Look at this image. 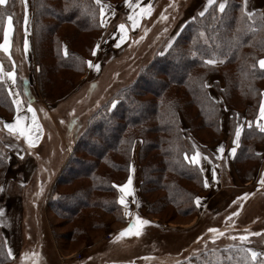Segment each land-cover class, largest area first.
<instances>
[{
  "label": "trees",
  "instance_id": "obj_1",
  "mask_svg": "<svg viewBox=\"0 0 264 264\" xmlns=\"http://www.w3.org/2000/svg\"><path fill=\"white\" fill-rule=\"evenodd\" d=\"M200 1L199 9L205 0ZM242 3L226 0L221 12L215 1L203 12H196L176 30L167 49L157 51L136 78L114 94L115 103L109 100L92 113L52 187V191L67 187L71 193L46 202L55 216L67 214L72 221L86 223L70 232L63 250L79 241H91L88 231L105 227L98 222L97 210L123 222L114 185L127 178L132 146L138 139L142 173L139 189L147 214L173 219L193 218L200 213L195 199L206 188L202 171L190 162V156L197 148L210 154L206 148L219 138L224 106L235 110L250 101L255 104L264 90V69L258 67V61L264 58V8L249 17ZM30 4L32 48L27 67L37 90L34 96L58 104L80 85L88 69L103 31L100 7L95 0H30ZM19 6V0H6L0 5V44L9 16L13 37L21 27L23 12ZM209 60L216 62L209 64ZM0 65L5 72L15 73L21 89L12 54L0 49ZM13 115L14 106L0 79V123ZM233 126L234 113L229 119L230 129ZM7 137L8 133L0 135V183L12 165ZM261 137L255 129H246L233 157L235 174L242 184L254 180L258 156L253 145ZM94 193L100 195L92 201ZM88 209L89 214L82 213ZM254 221L245 228L207 231L208 242L200 239L204 235L192 241L189 248L194 245L196 249L174 264H264V219ZM226 231L230 234L222 243L220 238ZM249 249L258 253L255 259ZM11 262L7 232L0 227V264Z\"/></svg>",
  "mask_w": 264,
  "mask_h": 264
},
{
  "label": "rangeland",
  "instance_id": "obj_2",
  "mask_svg": "<svg viewBox=\"0 0 264 264\" xmlns=\"http://www.w3.org/2000/svg\"><path fill=\"white\" fill-rule=\"evenodd\" d=\"M192 1L193 0H169L168 4L164 7V10L161 8L159 12L150 13L154 15L151 17L148 16V18H150L146 19L148 24H146V28H141L140 30L138 29V37L134 40L135 42L132 43L134 45L129 48L130 51L128 54L126 53L127 55L122 57L118 62L119 68L109 67L108 69L104 70L102 75L95 79L94 82L83 85V87L79 89V94L76 95L78 99L76 101L74 100L75 102H73L72 105H69L73 113L74 126L72 128H74L73 134L75 136L79 135L83 131L87 120L97 108L107 103L109 100H112L113 103L116 102L114 100V94L120 88L128 85L132 80H134L139 69L143 65L147 64L157 51L163 53L165 49H167L169 43L174 39L173 32H176V30L173 31V27L175 26L173 19H176L181 9L189 6L190 2ZM19 3V10L22 11L21 0H19ZM195 4V6H197L202 3L200 0H196ZM10 23L12 25L11 21ZM154 23V28L149 26ZM19 32L20 29L18 28L14 35L13 41H16L20 38ZM11 35L12 33L10 34V37ZM122 40V44H124L126 41L125 36H122ZM12 62L14 65L16 64L18 66L21 89L18 88L17 84L15 86L20 96H22L24 100L27 98V101H29L33 106L32 110H35L38 115L42 114L40 108L33 101V94L37 93V90L35 86L33 87L29 77L28 67L24 62H21V60H17L14 54L12 55ZM37 100L38 99H35V101ZM44 103L46 104L50 114L53 113L52 108L55 106V104H48L46 102ZM49 135L50 138H48V140L52 141V147L56 149V142H53L54 139H56V136L53 133H49ZM75 140L76 138L73 139L72 137L65 140V150L67 154L66 160L71 154V146L74 144ZM218 140L219 138L215 142ZM196 142L197 145H200L198 141ZM215 142L209 145H212ZM140 144L141 142L139 139L135 140L133 143L127 178L121 184L114 185L117 194V202L120 205V216L123 218V222H116L112 214L103 213L98 210L95 211V215L100 216L98 217V222L103 223L105 227L102 228V230L88 231L89 236H91V241L86 243L79 241L75 245L70 244L69 247L63 250L62 245L65 244L64 241L66 240L67 236L71 234L70 232L74 231V229H76L78 226H85L86 223H80L78 219L72 221L71 217H69L67 214L64 215L61 213L59 216H55L51 210L46 208V202L49 200V198L53 199L60 194L71 193L67 187L58 188L57 191H52L56 177L54 182L47 189H43L42 191L38 190L36 193V196H40V198L42 197V202L40 199L41 204L38 203V205L32 206L31 204H37V199L29 198L31 204L28 203V200H26L23 206L17 204H11L9 208L7 205L4 206L5 211H9L5 213V216L8 217V219L5 221H7L6 223L11 224L10 227L14 228L15 225L13 223L14 219H12L13 216L17 215L18 213L20 214L21 211V215H23L22 222L24 225V230H22L21 235H17L15 233L12 236L11 234L13 230L10 232L13 243L14 241L16 242L18 238L21 240V258L19 259L18 257L16 260L11 258L12 262L10 264H20V262L24 264L26 260H30V255L37 252L34 249L36 248V244H39V242H43V247L46 250L45 252L50 253L48 247H52L51 242H54L53 236L58 238L59 244H55L59 253L63 254L64 256L72 255L74 252L78 253L79 250H86L89 245L97 243V246H95L91 252H87L86 250V254L80 261H78L79 263L77 264H111L114 262H117V264H174L188 258L192 250L196 249V246L194 245L191 247L192 250L189 248L192 241H196L202 235H204L200 239L203 240V243L208 242L209 238H205V236H208L206 235L208 229H229L230 226L245 228L248 224L255 222L254 220H259L260 218L264 219V189L258 190L253 186L247 187L245 189L224 188L221 191H217L202 213L200 212L193 218L175 217L170 219V217L164 215L151 216L147 214L146 203L139 189L142 179L141 167L139 165L138 159ZM197 151L205 154L199 148H197ZM193 155L190 156L191 159ZM208 155L206 156L211 161H214V163L217 162V160L212 157V155H210L211 157ZM133 157H137L136 166L138 168L134 171L132 169ZM197 166L200 168L199 165ZM138 172L140 175V182L138 183L139 185H135L133 183L134 176L136 173L138 174ZM225 178H227V176ZM236 178L238 180L237 176ZM203 180L204 186L211 185L210 181H205L204 176ZM224 181L225 182H223V184H226L229 182V179L228 181L227 179ZM74 184H76V182H72V185ZM124 185H127V188L122 187ZM213 185L214 184L211 185L210 189H206H208L210 192H214L216 189L212 188ZM11 187L13 189L10 188V190H7L8 193H17V185L14 184L11 185ZM205 191L200 192L199 194H204ZM26 192L30 193L32 190L28 189ZM245 194H247L246 197ZM99 195V193H94L91 200H96ZM119 196H122L123 200L126 201V204H123L125 208H130V210L124 211V207H122L119 202ZM236 197L239 198L237 202L233 203V201H236ZM89 210L91 211V209H88L82 213L89 214ZM233 212H236L237 214L233 216ZM33 215L37 217L36 221L31 219ZM140 220H147L149 223L140 224ZM128 221L131 223V231L121 236L120 232L123 228H125L124 226L127 225ZM27 228L29 230H27ZM137 230L140 232L139 235L135 234ZM238 231L240 232V230ZM110 232H115L114 238L110 241H105L103 239L104 236ZM227 234L229 235L230 231H226L223 235H221L222 238H220V241L222 243L226 241L224 236H228ZM8 235L9 234L7 233V236ZM47 236L53 239L50 241V243ZM46 240L48 241L47 243ZM47 245L49 246L46 247ZM43 258L48 260L45 253L43 254ZM49 259L52 264H56L57 261L53 258V256H50Z\"/></svg>",
  "mask_w": 264,
  "mask_h": 264
},
{
  "label": "crops",
  "instance_id": "obj_3",
  "mask_svg": "<svg viewBox=\"0 0 264 264\" xmlns=\"http://www.w3.org/2000/svg\"><path fill=\"white\" fill-rule=\"evenodd\" d=\"M95 1L97 2V0ZM195 1L196 0H193L192 2H190L189 6L183 9V14L180 18L181 20L173 27V31L181 27L182 24L185 23L187 19L193 17L196 12H203V10L211 5L208 4V0H205L203 6L199 9L198 7L200 6V4L195 6ZM215 1H218V3L221 2V0H214V2ZM225 1L226 0H224V2ZM168 2L169 0H139V2H137V0H129L128 3H125V0H100L98 5L100 7V24L103 28V31L96 44L95 55L93 54L92 59L89 61L91 63V66L89 63L85 75L81 78L80 86L74 88L71 94L66 99L62 100L58 104H55V106L52 108L53 113L51 114L46 104L42 100L38 99L37 101H35V99L37 98H35L34 92L33 101L40 108L42 114L38 115L35 110L29 111L28 105L30 102L27 101V98L24 100V98L20 96L18 90L16 89L15 73L13 71H10L14 74L13 78L10 79L7 76L8 72H5L0 65V77H2V80L6 84L7 92L14 106L13 117L0 123L1 136L4 133H8L10 135V137H8L6 140V146L12 151L13 157L11 168L0 183V227L9 234L7 236L8 253L9 251L11 252L10 257L13 260H16V258L18 257L19 259L21 258L22 248L20 244L21 240H19V238L18 240H16V242L14 241L13 243L10 232L13 230L14 233L12 232V236L15 233L17 235H21L22 230H24V225L22 222L23 215H21V211L20 214L18 213L17 215L13 216L12 219H14L13 223L15 225L14 228L10 227L11 224L6 223L7 221H5L6 219H8V217L5 216V213L9 211H5L4 206L7 205L8 208L11 206V204L23 206L26 200H28V203L31 204L29 198L37 199V204H31L32 206L38 205V203L41 204L42 197L40 198V196H36V193L38 192V190L42 191L43 189H47L54 182L55 177L59 173L67 157L65 150V140L70 137L74 139L78 136H75L73 134V113L69 105H72V103L78 99L76 95L79 94V89H81L83 85L94 82V80L100 77L104 70L108 69L109 67L119 68L118 62L122 57H125V55L128 54V52L130 51L129 48L134 45L132 43H134V40L138 37V29L140 30L141 28H146V19H149L154 15L150 13L159 12L161 8L164 10V7L168 4ZM21 6L23 19L21 28H19V41H13L14 37L12 35L10 37V34L12 33V25L8 20L4 28V32L5 29L8 28V45L6 46L7 51H5L3 48L0 49L6 54H14L17 60H21V62H24L26 66H29V63L31 62L32 48V17L30 0H24V2H22L21 0ZM101 8L104 9L103 16H101ZM262 8H264V0H246V3L245 0H243L242 9L243 12L247 15L248 13L252 14L257 10H262ZM181 11L179 12V14H181ZM129 16L134 17L135 23H133L132 20H129ZM148 16L150 17L148 18ZM173 20L175 23L176 19L174 18ZM262 20L264 23V14ZM121 24L125 25V28L123 30L119 28V25ZM149 26L154 28L155 23ZM174 32L173 34H175ZM122 36H125L126 38L124 44H122ZM25 42H27V47H25ZM4 43L5 36L3 35L2 44ZM220 87H223L222 81L220 82ZM263 91L264 90H262V93L255 104L251 103L250 101L235 110L229 108L228 106L223 107V111L220 117L219 140L214 144L207 146V149L212 157L217 160L216 163H214V161H211L205 154L201 153L200 151H196L194 153V155L199 154L197 156V162L195 164L200 166L205 181H210L211 185L214 184L212 188L216 189L214 190V192H210L208 191V189H206L207 191H205L204 194H199L197 196L200 198V201L199 204H197L195 199V203L199 209V212L202 213V211L208 205L209 201H211V199L214 197L216 192L219 190L221 191L224 188L245 189L247 187L257 186L260 189H264V183H261V177L262 174H264V131L260 130L261 127H264V115H261V105L264 104ZM14 99L19 100L20 104H15L13 102ZM233 113L234 126L230 129L229 119L231 118ZM5 122L16 125L15 130H9L5 128ZM37 125H39V131L37 130ZM237 126L241 128V135L239 138H237L235 135V129ZM249 128L255 129L262 135V137L260 141L253 145L254 153L258 156V162L254 169V180L253 182L242 184L236 178L233 165V157L242 143L244 131ZM21 129H23L25 135H20ZM49 133H53L56 136V139H54L53 141L56 142V149L52 147V141L48 140V138H50ZM33 137H35V140H33ZM234 140L237 141L236 144L233 143ZM29 141H32L31 146L29 144ZM221 145L223 146V151H218V148ZM234 147L236 151L232 153L231 149H233ZM136 165L137 157H133V171L138 169ZM226 176L227 178H225ZM225 179H227V181L229 179V182L223 184V182H225ZM139 182L140 175L138 172V174L136 173V175L134 176L133 183L135 185H139ZM14 184L17 185V193H8L7 190H10V188H12L11 185ZM211 185H205V188L210 189ZM28 189H31L32 192L27 193L26 191ZM121 199H123L122 196H119V202L121 201ZM123 201V204H126V201ZM120 204L122 207H124V211L130 210V208H125L122 203ZM31 219L33 221H36L37 217L33 215ZM130 224V221H128L127 225L124 227H127ZM27 230L29 229L27 228ZM47 238L49 239V243L53 240L51 237L49 238V236H47ZM47 242L48 241L46 240V243ZM96 244L93 243L89 245L86 248L87 252H91L94 247L97 246ZM51 245V248L48 247L49 245L46 246L50 251V253H48L45 252L46 250L43 247V242H39V244H36V248L34 250H36L37 252H31V259L26 260L27 262L23 261L24 264H52L49 259L50 256H53V258L57 261L56 264L79 263L78 260L72 257V255L76 254L77 252H74L69 256H64L63 254L59 253L55 242H51ZM86 250H79L78 253L84 256L86 254ZM44 253L46 254L48 260H45L43 258ZM20 264H22V262H20Z\"/></svg>",
  "mask_w": 264,
  "mask_h": 264
},
{
  "label": "snow or ice",
  "instance_id": "obj_4",
  "mask_svg": "<svg viewBox=\"0 0 264 264\" xmlns=\"http://www.w3.org/2000/svg\"><path fill=\"white\" fill-rule=\"evenodd\" d=\"M5 2H6V0H0V5L5 4ZM22 2H24V0H22ZM99 2H100V0H97V3H99ZM128 2H129V0H125V3H128ZM137 2H139V0H137ZM213 3H214V0H208V4H213ZM245 3H246V0H245ZM130 6H131V5H130ZM224 9H225V2H224V0H221V2L219 3V10H220L221 12H223ZM103 15H104V9L101 8V16H103ZM201 15H203V13H201ZM251 15H252L251 13H248V16H249V17H251ZM162 18H163V17H162ZM11 19H12V17L9 16V17H8V20L10 21ZM129 20H132L133 23H135V20H134V17H133V16H129ZM119 28H120L121 30H123V29L125 28V25H124V24H121V25H119ZM4 36H5V43H4V44H0V48H3L5 51H7V47H6V45H7V39H8V28L5 29ZM25 47H27V42H25ZM97 47H98V46H97ZM95 51H96V49L94 48V49H93V54H94V55H95ZM215 62H216L215 60H209V61H207V63H209V64H213V63H215ZM89 63H90V62H89ZM258 64H259V67H260L261 69H264V58H261V59L258 61ZM90 66H91V63H90ZM97 67H98V66H97ZM7 76L11 79V78H13L14 74H13V72H8V73H7ZM0 79H2V77H0ZM13 102H14L15 104H17V105L20 104V101L17 100V99H14ZM28 110H29V111H32V106H31L30 103H29V105H28ZM261 115H264V104L261 105ZM18 119H19V118H18ZM4 127L7 128V129H9V130H15L16 125L5 122ZM37 130L39 131V125H37ZM260 130H261V131H264V127H261ZM20 135H25L23 129L20 130ZM235 135H236L237 138H239L240 135H241V128H240L239 126H237L236 129H235ZM33 140H35V137H33ZM236 142H237L236 140L233 141L234 144H236ZM31 143H32V141H29L30 146H31ZM218 151H223V146H222V145L219 146ZM235 151H236L235 147H234L233 149H231V152H232V153H234ZM198 155H199V154L193 155V157H192V159H191L190 162L193 163V164H195V163L197 162V156H198ZM186 158H187V157H186ZM261 183H264V174H262V177H261ZM122 187L127 188V185H124V186H122ZM246 196H247V194H245V197H246ZM199 201H200V198L197 197V198H196V203L199 204ZM235 202H236V201H233V203H235ZM120 203H122V204L124 203L123 199H121ZM236 214H237L236 212H233V213H232L233 216H235ZM139 223H140V224H148L149 221H147V220H140ZM130 231H131V225L129 226V228L123 229V230L121 231L120 235L122 236V235H124V234H126V233H129ZM208 231H209V232H217V229L210 228V229H208ZM135 234H136V235H139V234H140L139 230H137ZM255 235H260V233H255ZM240 239H241V240H244L245 237H244V236H241ZM248 251L251 253V256H252L253 259H255L256 256L258 255V253H256L255 251H253V250H251V249H249ZM9 255H11V252H10V251H9Z\"/></svg>",
  "mask_w": 264,
  "mask_h": 264
},
{
  "label": "built area",
  "instance_id": "obj_5",
  "mask_svg": "<svg viewBox=\"0 0 264 264\" xmlns=\"http://www.w3.org/2000/svg\"><path fill=\"white\" fill-rule=\"evenodd\" d=\"M263 96H264V91H263ZM114 236H115V232H110V233H107V234L104 236L103 239H104L105 241H110V240H112V239L114 238ZM73 257H74L76 260H79L80 257H81V255H80V253H76V254L73 255Z\"/></svg>",
  "mask_w": 264,
  "mask_h": 264
}]
</instances>
